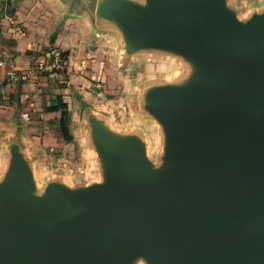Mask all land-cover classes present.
Returning a JSON list of instances; mask_svg holds the SVG:
<instances>
[{
  "label": "water",
  "instance_id": "water-1",
  "mask_svg": "<svg viewBox=\"0 0 264 264\" xmlns=\"http://www.w3.org/2000/svg\"><path fill=\"white\" fill-rule=\"evenodd\" d=\"M100 11L127 54L170 50L195 69L144 96L165 164L90 109L101 183L39 190L14 148L0 183V264H264V10L243 19L227 0H111Z\"/></svg>",
  "mask_w": 264,
  "mask_h": 264
},
{
  "label": "crops",
  "instance_id": "crops-1",
  "mask_svg": "<svg viewBox=\"0 0 264 264\" xmlns=\"http://www.w3.org/2000/svg\"><path fill=\"white\" fill-rule=\"evenodd\" d=\"M127 1L142 7L148 4V0ZM249 1L227 3L244 18L263 7L257 3L247 15L250 10L245 5ZM110 2L95 0L92 5L91 0H0V183L12 166L14 148L24 156L39 190L55 181L72 189L103 181L102 165L86 118L88 109L102 118L111 131L124 134L126 130L120 121L111 118L113 111L96 101V88L90 83L102 71L115 77L121 72V63L134 59L131 63L135 64L138 55L140 62L151 69L154 58L152 54H139L153 50L126 53L128 42L118 23L100 11ZM56 50L65 60L62 70L26 79L9 75L11 69L29 71L35 63L49 60ZM157 57L162 60L163 76L168 61L161 55ZM177 61L181 64L179 69H184L180 72L184 74L182 79L194 75L189 59L177 56ZM165 80L171 78L167 75ZM136 82L129 81L130 91ZM58 94L69 105L71 141L63 138L58 127L61 111L44 109ZM129 97L133 101L137 95ZM81 98L89 105L83 106ZM158 130L159 143L163 144L161 127ZM146 147L148 150V143ZM71 152L74 157L69 158ZM82 158L84 162L80 161Z\"/></svg>",
  "mask_w": 264,
  "mask_h": 264
},
{
  "label": "rangeland",
  "instance_id": "rangeland-1",
  "mask_svg": "<svg viewBox=\"0 0 264 264\" xmlns=\"http://www.w3.org/2000/svg\"><path fill=\"white\" fill-rule=\"evenodd\" d=\"M257 3L263 6L259 7L258 10H264V0H250L248 4L245 5L250 10L247 15L252 12V8H254V5ZM246 18L248 17L244 16L243 19ZM165 52L153 49L152 52H147L146 54L145 52L139 53L140 55L152 54L154 56L151 69H147L145 65L140 62V57L138 55L137 59H139V61L135 62V64L131 63L134 59L130 62L125 60L123 64L121 63V72L115 74V77L112 76V74H107L102 71L99 73L98 77L94 76L93 82L90 83V86L93 87L94 90L96 88L95 93L98 97L96 101L105 106L106 110L114 112L111 118L120 121L121 126H124V130H126L124 134H126V136L139 137L143 143H148V158L159 168L165 164V144L159 143L158 128L160 129V125L158 120L148 113V111H145L143 100L144 96H146V91H148V89L145 88L156 86V84L166 81L165 78L167 75L168 78H171L170 82L179 81L184 75L180 74L184 69H179L181 64L177 61L175 52L170 50H166ZM159 55H161L165 62L168 61V70L164 72V77L161 75L163 73L161 72L162 60L160 61V58L157 57ZM114 80H118V82ZM129 81H137L133 91H130ZM134 94L137 95V97L132 101L129 95ZM146 138L150 140H144ZM70 155L71 156H68L69 158L74 157V153L71 152ZM78 156L77 154V157ZM80 156L82 155L80 154ZM80 161L84 162V159L82 158ZM65 163L67 164V161ZM69 164L72 166V162H69ZM137 259L138 264H149L145 255L137 256Z\"/></svg>",
  "mask_w": 264,
  "mask_h": 264
},
{
  "label": "built area",
  "instance_id": "built-area-1",
  "mask_svg": "<svg viewBox=\"0 0 264 264\" xmlns=\"http://www.w3.org/2000/svg\"><path fill=\"white\" fill-rule=\"evenodd\" d=\"M65 66V60L62 53L56 50L49 60H43L35 63L27 72H17L9 70L8 73L11 77L26 79L30 75L44 74L46 72L54 74L55 72L62 70Z\"/></svg>",
  "mask_w": 264,
  "mask_h": 264
},
{
  "label": "trees",
  "instance_id": "trees-1",
  "mask_svg": "<svg viewBox=\"0 0 264 264\" xmlns=\"http://www.w3.org/2000/svg\"><path fill=\"white\" fill-rule=\"evenodd\" d=\"M44 109L47 111H61V116L57 119V124L63 138L67 141H71L73 139L70 129L71 114L69 105L64 101L63 95H56L54 98H52L50 104L47 105Z\"/></svg>",
  "mask_w": 264,
  "mask_h": 264
}]
</instances>
